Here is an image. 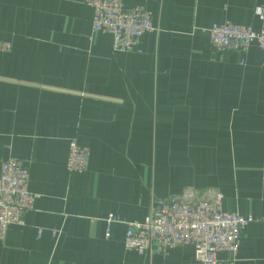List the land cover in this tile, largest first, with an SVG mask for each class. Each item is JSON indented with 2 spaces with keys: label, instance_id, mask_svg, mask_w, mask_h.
<instances>
[{
  "label": "crops",
  "instance_id": "1",
  "mask_svg": "<svg viewBox=\"0 0 264 264\" xmlns=\"http://www.w3.org/2000/svg\"><path fill=\"white\" fill-rule=\"evenodd\" d=\"M153 30L136 52L91 38L84 0H0V164L21 160L36 197L0 237V264H201L190 245L139 255L126 222L191 188L252 216L222 264H264V53L216 52L204 31L264 30V0H121ZM88 149L67 171L68 144ZM112 216L106 236V218ZM54 230V234L52 231Z\"/></svg>",
  "mask_w": 264,
  "mask_h": 264
},
{
  "label": "built area",
  "instance_id": "2",
  "mask_svg": "<svg viewBox=\"0 0 264 264\" xmlns=\"http://www.w3.org/2000/svg\"><path fill=\"white\" fill-rule=\"evenodd\" d=\"M92 8V34L104 31L111 34L112 49L136 52L140 38L153 30L150 12L142 5L123 8L121 0H84ZM204 31L209 46L216 52L245 53L251 44L264 53V30L255 31L235 22L214 23ZM9 41L0 40V51H8ZM88 149L74 140L68 144L65 161L67 171L87 169ZM36 194L28 190V170L16 158H7L0 164V237L10 224H21L24 213L32 207ZM264 220V216L262 217ZM108 216L106 236L110 224ZM255 218L225 212L221 208L219 192L207 189L196 192L185 188L180 193L153 197L150 212L143 221L126 222L124 248L139 255L146 252L164 253L183 245L193 248L194 257L201 264H222L216 257L219 251L235 255L243 229ZM54 230L52 234H54Z\"/></svg>",
  "mask_w": 264,
  "mask_h": 264
}]
</instances>
